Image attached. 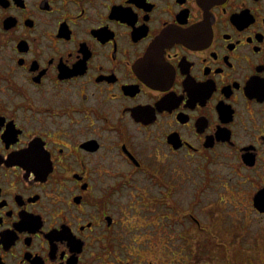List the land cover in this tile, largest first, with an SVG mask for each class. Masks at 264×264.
Returning a JSON list of instances; mask_svg holds the SVG:
<instances>
[{
  "label": "flooded vegetation",
  "instance_id": "obj_1",
  "mask_svg": "<svg viewBox=\"0 0 264 264\" xmlns=\"http://www.w3.org/2000/svg\"><path fill=\"white\" fill-rule=\"evenodd\" d=\"M215 160L264 213V0H0V264L105 263L114 185Z\"/></svg>",
  "mask_w": 264,
  "mask_h": 264
},
{
  "label": "rangeland",
  "instance_id": "obj_2",
  "mask_svg": "<svg viewBox=\"0 0 264 264\" xmlns=\"http://www.w3.org/2000/svg\"><path fill=\"white\" fill-rule=\"evenodd\" d=\"M122 173H113L115 183ZM155 173L154 179L140 172L130 185H114L113 211L124 224L126 248L106 264H264V213L254 207L260 185L251 171L215 160L204 170L166 164Z\"/></svg>",
  "mask_w": 264,
  "mask_h": 264
},
{
  "label": "water",
  "instance_id": "obj_3",
  "mask_svg": "<svg viewBox=\"0 0 264 264\" xmlns=\"http://www.w3.org/2000/svg\"><path fill=\"white\" fill-rule=\"evenodd\" d=\"M170 142H172L176 147H178L180 144L176 145L177 138L175 135H171L169 137ZM256 205L264 210V190L259 192L257 197L255 198Z\"/></svg>",
  "mask_w": 264,
  "mask_h": 264
},
{
  "label": "trees",
  "instance_id": "obj_4",
  "mask_svg": "<svg viewBox=\"0 0 264 264\" xmlns=\"http://www.w3.org/2000/svg\"><path fill=\"white\" fill-rule=\"evenodd\" d=\"M234 252L236 253V251H234ZM221 253H224V252H220V253H219V255H220V257H218L219 260H223V258H221V257H222V254H221ZM219 255H218V256H219ZM250 263H251V262H250ZM240 264H241V263H240Z\"/></svg>",
  "mask_w": 264,
  "mask_h": 264
}]
</instances>
